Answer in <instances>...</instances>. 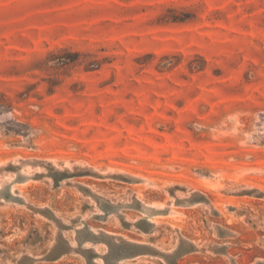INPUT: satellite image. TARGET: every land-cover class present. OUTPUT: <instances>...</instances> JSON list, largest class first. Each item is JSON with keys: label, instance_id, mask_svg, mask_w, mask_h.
Here are the masks:
<instances>
[{"label": "rangeland", "instance_id": "rangeland-1", "mask_svg": "<svg viewBox=\"0 0 264 264\" xmlns=\"http://www.w3.org/2000/svg\"><path fill=\"white\" fill-rule=\"evenodd\" d=\"M0 264H264V0H0Z\"/></svg>", "mask_w": 264, "mask_h": 264}]
</instances>
